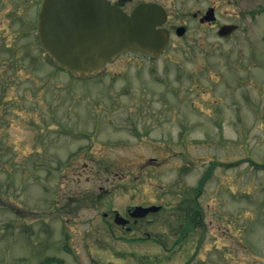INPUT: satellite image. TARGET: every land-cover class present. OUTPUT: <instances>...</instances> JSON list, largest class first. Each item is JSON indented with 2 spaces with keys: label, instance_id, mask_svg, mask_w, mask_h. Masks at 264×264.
<instances>
[{
  "label": "rangeland",
  "instance_id": "rangeland-1",
  "mask_svg": "<svg viewBox=\"0 0 264 264\" xmlns=\"http://www.w3.org/2000/svg\"><path fill=\"white\" fill-rule=\"evenodd\" d=\"M140 1L191 31L153 63L124 54L77 80L43 61L29 28L40 0H0V264H264V68L247 81L245 67L264 63V17L220 40L193 21L202 0L127 9ZM151 204L164 212L131 234L104 223L108 205ZM185 204L202 207L204 228L181 240ZM146 234L159 240L133 241Z\"/></svg>",
  "mask_w": 264,
  "mask_h": 264
},
{
  "label": "water",
  "instance_id": "water-1",
  "mask_svg": "<svg viewBox=\"0 0 264 264\" xmlns=\"http://www.w3.org/2000/svg\"><path fill=\"white\" fill-rule=\"evenodd\" d=\"M107 0H42L38 40L47 56L76 77L101 74L124 51L156 58L166 48L167 15L156 4H141L132 15ZM222 31H225L222 30ZM220 32L221 35L227 33ZM184 28L178 29L182 35ZM155 211L156 207L137 208Z\"/></svg>",
  "mask_w": 264,
  "mask_h": 264
},
{
  "label": "flooded vegetation",
  "instance_id": "flooded-vegetation-1",
  "mask_svg": "<svg viewBox=\"0 0 264 264\" xmlns=\"http://www.w3.org/2000/svg\"><path fill=\"white\" fill-rule=\"evenodd\" d=\"M119 0H112L113 3H116L118 2ZM135 0H128L126 2V4L124 5L123 9L128 12V13H131L132 10L136 7H133L131 10H128L127 7L129 4H132ZM200 0H197V2H199ZM204 2V5L201 6L200 8H198L195 12L192 13V18H193V21H196L197 24H199L200 27H203L205 29H210V30H214L217 34L218 32L220 31V29L225 26V25H233V26H236L235 29L232 30V33L227 35V36H218L220 40H227V39H230L232 37L235 36V34L237 32H239L241 29H242V25L239 23L240 20L244 19L246 17L249 18V21L251 24H255L256 23V19L257 18H260V17H264V3H260V4H256V5H252L253 7H250V8H247V9H244V10H241L240 8V1L239 0H228V3L227 5H230L232 7H234V9H231V10H222L221 7L223 6V3H222V0H202ZM264 1V0H263ZM144 2H148V3H157V4H160L162 5V2H149V1H140L138 2V4L140 3H144ZM137 4V5H138ZM164 8L165 6L162 5ZM240 7V8H239ZM167 10V8H165ZM238 10V11H237ZM212 12L211 15L209 16L210 17V20H207L206 17L208 16L207 14L209 12ZM226 18V22H222V20ZM180 26H185L186 27V32L184 34V36L189 33L191 31V24L188 22V21H184V20H177L176 22H171V17L170 15H168V19H167V22L165 23L164 25V28H166L169 33H170V43L173 42L174 40V37H176V30L178 27ZM30 29H33V23H31ZM231 29H227V31H230ZM27 37V36H26ZM36 34H35V42L37 45L38 42L36 40ZM40 48V46H39ZM17 55V54H16ZM15 55V57H16ZM28 56V53L26 52L24 55H23V58L27 57ZM38 58H33L32 59V62H30V64L34 65V63L37 61ZM14 64L13 66H18L20 65L19 61L17 59H14ZM246 70L248 72V75H249V78H247V81H251L252 78H254V72H253V68L254 67H260V68H264V63L261 62V61H255L253 58L251 59V61L246 64ZM263 72H264V69H263ZM251 73L253 74L251 76ZM263 74V73H262ZM39 75V74H38ZM40 76V75H39ZM257 76V74H256ZM264 77V76H263ZM41 78H44V75L41 77ZM39 81V79L37 80ZM39 88H41L40 84H38ZM264 93V92H263ZM262 99L264 100V95L262 97ZM263 111V115H262V118L264 120V109H262ZM107 180V179H106ZM110 180V179H109ZM101 190H104V187H101L100 188ZM90 195V194H89ZM102 195H98V199H100ZM104 197V195H103ZM90 198V197H89ZM97 205V204H96ZM134 208V207H133ZM133 208L131 207H128L126 209V213L124 215V217H126L127 219H129V228L131 229L130 231L128 230L129 228H125L127 229V231L129 233H133V229L135 228V225H138V224H155L156 221L149 218L153 215H156V214H159L161 213L160 212H157L156 214H153V213H150L146 216V218L144 219H133L132 218V211H133ZM115 213H116V210H112L110 211L109 215L106 213L105 214V218H107V216H111L112 219H103L104 220V223L105 225H107L108 227L111 225V224H116L115 222ZM218 216H221V211L219 210V212H216ZM187 215L188 217H191L193 219V225L198 226L200 227V225L202 224V211H200L198 214L196 213V209H190L188 212H187ZM199 218V220H198ZM122 228V227H120ZM197 228V227H196ZM124 229V228H122ZM151 242H153L154 239L158 240L157 237H151L150 234H147L146 236ZM153 238V239H152ZM144 239V238H143ZM139 242H141V240H138ZM154 243V242H153ZM167 249V248H166ZM166 252H169L170 249H167L165 250ZM91 264H98L95 260L92 259V261H90ZM141 264V262H139ZM136 260L134 261L133 264H139ZM90 264V263H89Z\"/></svg>",
  "mask_w": 264,
  "mask_h": 264
}]
</instances>
